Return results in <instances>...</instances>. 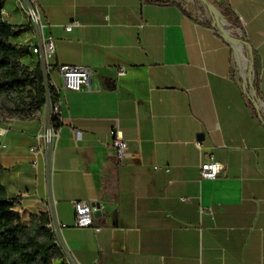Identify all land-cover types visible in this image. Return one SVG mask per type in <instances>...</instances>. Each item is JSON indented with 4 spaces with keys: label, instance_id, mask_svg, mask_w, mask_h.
<instances>
[{
    "label": "crops",
    "instance_id": "crops-1",
    "mask_svg": "<svg viewBox=\"0 0 264 264\" xmlns=\"http://www.w3.org/2000/svg\"><path fill=\"white\" fill-rule=\"evenodd\" d=\"M170 1L179 5L38 0L53 62L88 67L90 87L65 95L47 185L30 152L45 107L38 118L0 124L9 128L0 138V183L10 200L24 194V225L48 216L47 196L53 202L55 220L66 225L57 238L67 264H264V117L242 92L230 47L196 21L197 5ZM219 2L255 51L264 97V0ZM0 19L28 26L14 0L4 2ZM10 41L32 47L38 36L29 27ZM21 61L33 67L37 57ZM51 77L60 83L57 72ZM111 129L127 141L122 163ZM209 154L225 170L202 179ZM76 201L99 203L92 227L73 225Z\"/></svg>",
    "mask_w": 264,
    "mask_h": 264
},
{
    "label": "built area",
    "instance_id": "built-area-1",
    "mask_svg": "<svg viewBox=\"0 0 264 264\" xmlns=\"http://www.w3.org/2000/svg\"><path fill=\"white\" fill-rule=\"evenodd\" d=\"M17 9L22 12L26 18L28 26L36 32L38 36L37 44L31 47V53L37 57V64L40 65L45 84L48 81L52 84L53 90L46 92V102L44 104L46 112V118L41 122L39 128L34 134L35 144L31 147L30 152L32 154L31 164L32 167L40 171L43 176L45 185L49 182L51 172L52 154L56 147V143L60 133L61 124V107L65 101V95L67 92H78L90 87V74L91 71L84 65H67V64H56L53 62L55 54V42L51 35L45 34L46 20L44 19L38 0H14ZM224 22L226 32L233 38L232 41L224 39L227 45L230 47L232 56L234 59V69L241 81V88L244 96L248 101H252V97L255 94L251 84L248 83L245 76L242 73L240 56L243 54L242 44L240 37L242 32L240 28L230 25L225 17L220 12ZM194 17L197 22L205 23L210 25L216 33H219L218 25L213 22L207 10L204 8H196L194 11ZM78 24L77 21H72L65 26L66 30ZM238 46L241 48V53L238 52ZM53 72H57L60 78V83L56 84L51 75ZM52 98H55L52 101ZM255 104L262 108L264 106L263 101L260 97H257ZM40 111L36 114H32L29 118H38ZM9 128L0 126V138L4 137L8 132ZM111 137L110 146L115 152L116 159L119 163H122L127 158V141L124 139L122 134L117 129L109 130ZM196 143L199 145L200 142L197 140ZM160 168L155 166L154 169ZM165 170H168L165 168ZM225 164L215 159L214 155H207L205 161L199 165V176L202 179H214L224 173ZM24 194H20L13 199L14 210L20 214L22 208V202ZM47 200V212L48 222L47 228L54 235V243L60 247V242L57 238L58 231L66 226L64 223H59L55 220V217L51 211L53 202L46 197ZM75 219L73 225L80 228L92 227L94 212L97 210L91 203L86 201L74 202ZM95 230H99L100 227H94ZM61 248V247H60ZM62 250V249H61ZM64 256L61 260L56 261L55 264L61 262L67 264L69 260V254L62 250Z\"/></svg>",
    "mask_w": 264,
    "mask_h": 264
},
{
    "label": "trees",
    "instance_id": "trees-1",
    "mask_svg": "<svg viewBox=\"0 0 264 264\" xmlns=\"http://www.w3.org/2000/svg\"><path fill=\"white\" fill-rule=\"evenodd\" d=\"M5 1L0 0V9ZM208 1L216 5L230 25L240 28V41L249 46L251 66L254 68L253 88L256 96L261 97L256 87L259 70L255 51L250 47L238 17L219 0ZM167 2L175 3L170 0ZM28 29V26H13L0 19V117L3 115L10 120L29 119L32 114L38 113L46 102V92L53 90L49 81L45 84L39 64L30 67L21 61L31 55V47L10 41ZM248 104L255 116L263 122L253 103L248 101ZM2 170L0 166V172ZM47 222L46 214L39 213L31 216L29 224L24 225L20 214L14 210L12 199L7 198L6 190L0 183V264H55L61 260L64 254L54 243V235L47 228Z\"/></svg>",
    "mask_w": 264,
    "mask_h": 264
},
{
    "label": "water",
    "instance_id": "water-1",
    "mask_svg": "<svg viewBox=\"0 0 264 264\" xmlns=\"http://www.w3.org/2000/svg\"><path fill=\"white\" fill-rule=\"evenodd\" d=\"M201 4H203L204 8L207 10V12L209 13L210 17L212 18L213 22H215L218 27H219V33L220 35L222 36L223 39H227L228 41H232L233 38L231 36L228 35V33L226 32L224 26L222 25V23H220L217 18L215 17L214 15V11L217 10L219 11L220 13V10L216 7V5L208 0H198ZM241 42V41H240ZM242 44V43H241ZM243 46V44H242ZM249 47V46H248ZM251 84V83H250ZM252 86V89L254 90L253 88V85L251 84ZM254 95L252 97V103L253 105L256 107V109L259 111L260 115H263L264 117V108H260L259 106H257L255 104V101L257 100V96H256V92L254 90ZM199 138H202V135H198ZM93 207H96L97 210L94 212V217H99L101 215V211H100V205L99 203L95 202V203H92Z\"/></svg>",
    "mask_w": 264,
    "mask_h": 264
},
{
    "label": "rangeland",
    "instance_id": "rangeland-1",
    "mask_svg": "<svg viewBox=\"0 0 264 264\" xmlns=\"http://www.w3.org/2000/svg\"><path fill=\"white\" fill-rule=\"evenodd\" d=\"M190 2H194L197 5V8H201L202 10H204V6L203 4H201L198 0H188ZM243 49V54L246 58V67H245V71H246V79L248 81V83H252V85L255 83V74H254V68L253 65L251 66V59H250V52H249V47L246 45H243L242 47ZM29 64H31V62L28 61ZM245 71H244V76H245ZM261 100L264 103V97H260ZM264 108V106H263ZM9 121H11L10 119L4 117L3 115L0 117V124H4V123H8ZM12 129L17 130V125L13 124L11 126Z\"/></svg>",
    "mask_w": 264,
    "mask_h": 264
},
{
    "label": "bare ground",
    "instance_id": "bare-ground-1",
    "mask_svg": "<svg viewBox=\"0 0 264 264\" xmlns=\"http://www.w3.org/2000/svg\"><path fill=\"white\" fill-rule=\"evenodd\" d=\"M214 15H215V17L217 18V20H218L220 23H223V22H224V20H223L221 14L219 13V11L215 10V11H214ZM238 52L241 53V48H240V46H238ZM240 57H241V58H240V63H241L242 73L244 74L245 67H246V58H245V56L242 55V54H241Z\"/></svg>",
    "mask_w": 264,
    "mask_h": 264
}]
</instances>
